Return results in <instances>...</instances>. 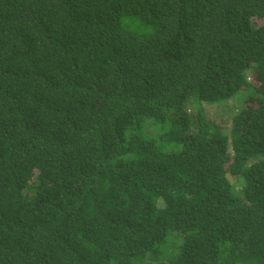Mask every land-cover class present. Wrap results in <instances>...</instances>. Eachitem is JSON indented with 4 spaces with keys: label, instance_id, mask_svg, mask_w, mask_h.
<instances>
[{
    "label": "trees",
    "instance_id": "16d2710c",
    "mask_svg": "<svg viewBox=\"0 0 264 264\" xmlns=\"http://www.w3.org/2000/svg\"><path fill=\"white\" fill-rule=\"evenodd\" d=\"M0 264H264V0H0Z\"/></svg>",
    "mask_w": 264,
    "mask_h": 264
},
{
    "label": "rangeland",
    "instance_id": "374dc122",
    "mask_svg": "<svg viewBox=\"0 0 264 264\" xmlns=\"http://www.w3.org/2000/svg\"><path fill=\"white\" fill-rule=\"evenodd\" d=\"M225 104H223V106H226L228 108L229 105L233 106L234 107V102H232L231 100H228V101H224ZM215 104V103H214ZM229 104V105H228ZM219 104H215V106L213 107H218ZM211 107L208 111L209 115H211L213 117L214 120H216L217 122H220L221 124L222 123H225L227 118L225 116H222L221 114L220 115H214L213 113H211V109L213 108Z\"/></svg>",
    "mask_w": 264,
    "mask_h": 264
}]
</instances>
